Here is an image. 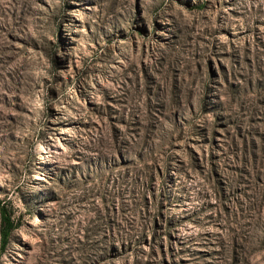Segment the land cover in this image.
I'll return each mask as SVG.
<instances>
[{"label":"rangeland","instance_id":"obj_1","mask_svg":"<svg viewBox=\"0 0 264 264\" xmlns=\"http://www.w3.org/2000/svg\"><path fill=\"white\" fill-rule=\"evenodd\" d=\"M2 208L0 264H264V0H0Z\"/></svg>","mask_w":264,"mask_h":264},{"label":"trees","instance_id":"obj_2","mask_svg":"<svg viewBox=\"0 0 264 264\" xmlns=\"http://www.w3.org/2000/svg\"><path fill=\"white\" fill-rule=\"evenodd\" d=\"M0 214V249L3 250L10 241L11 233L14 227V220L11 213L5 211L3 208L1 209Z\"/></svg>","mask_w":264,"mask_h":264},{"label":"bare ground","instance_id":"obj_3","mask_svg":"<svg viewBox=\"0 0 264 264\" xmlns=\"http://www.w3.org/2000/svg\"><path fill=\"white\" fill-rule=\"evenodd\" d=\"M36 220V219H35Z\"/></svg>","mask_w":264,"mask_h":264}]
</instances>
